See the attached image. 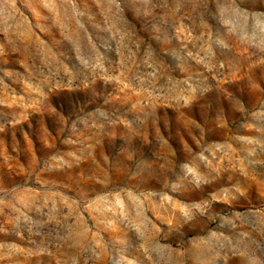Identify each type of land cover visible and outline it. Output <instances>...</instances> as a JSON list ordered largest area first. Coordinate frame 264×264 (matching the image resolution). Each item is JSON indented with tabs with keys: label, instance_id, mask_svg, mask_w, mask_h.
<instances>
[{
	"label": "rangeland",
	"instance_id": "1",
	"mask_svg": "<svg viewBox=\"0 0 264 264\" xmlns=\"http://www.w3.org/2000/svg\"><path fill=\"white\" fill-rule=\"evenodd\" d=\"M0 264H264V0H0Z\"/></svg>",
	"mask_w": 264,
	"mask_h": 264
}]
</instances>
